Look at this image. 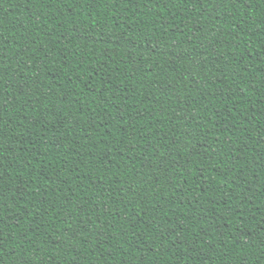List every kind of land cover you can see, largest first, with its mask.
<instances>
[{"label": "trees", "instance_id": "1", "mask_svg": "<svg viewBox=\"0 0 264 264\" xmlns=\"http://www.w3.org/2000/svg\"><path fill=\"white\" fill-rule=\"evenodd\" d=\"M0 264H264V0H0Z\"/></svg>", "mask_w": 264, "mask_h": 264}]
</instances>
